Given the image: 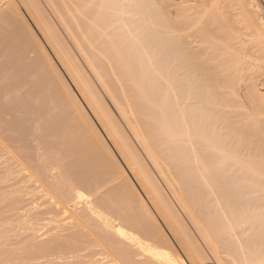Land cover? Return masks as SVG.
Here are the masks:
<instances>
[{
    "label": "bare ground",
    "instance_id": "obj_1",
    "mask_svg": "<svg viewBox=\"0 0 264 264\" xmlns=\"http://www.w3.org/2000/svg\"><path fill=\"white\" fill-rule=\"evenodd\" d=\"M260 4L0 0V264H264Z\"/></svg>",
    "mask_w": 264,
    "mask_h": 264
},
{
    "label": "rangeland",
    "instance_id": "obj_2",
    "mask_svg": "<svg viewBox=\"0 0 264 264\" xmlns=\"http://www.w3.org/2000/svg\"><path fill=\"white\" fill-rule=\"evenodd\" d=\"M258 2L261 3L260 6H261L262 10L264 11V2H263V0H258Z\"/></svg>",
    "mask_w": 264,
    "mask_h": 264
}]
</instances>
